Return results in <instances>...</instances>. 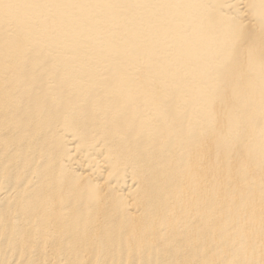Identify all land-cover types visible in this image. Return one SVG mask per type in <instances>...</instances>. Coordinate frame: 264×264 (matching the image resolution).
Returning <instances> with one entry per match:
<instances>
[{"label": "bare ground", "instance_id": "bare-ground-1", "mask_svg": "<svg viewBox=\"0 0 264 264\" xmlns=\"http://www.w3.org/2000/svg\"><path fill=\"white\" fill-rule=\"evenodd\" d=\"M0 264H264V0H0Z\"/></svg>", "mask_w": 264, "mask_h": 264}]
</instances>
